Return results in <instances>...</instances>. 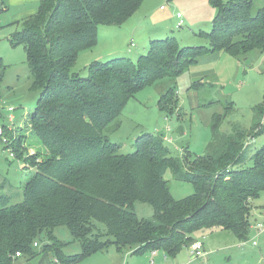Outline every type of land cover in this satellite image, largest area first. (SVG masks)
<instances>
[{"label":"trees","instance_id":"1","mask_svg":"<svg viewBox=\"0 0 264 264\" xmlns=\"http://www.w3.org/2000/svg\"><path fill=\"white\" fill-rule=\"evenodd\" d=\"M144 1L42 0L36 15L10 39L24 48L31 90L40 96L27 120L32 145L24 133L13 136L15 118L9 122L16 130L2 126L0 143L33 174L22 202L11 204L10 196L0 195V264H13L18 253L29 260L46 253L55 264H79L111 247L135 255L163 251L175 259L196 240L195 233L214 228L250 241L252 204L264 192V147L246 169V139L264 132V100L254 108L250 132L238 127L232 135L220 132L231 103L223 115H214L203 156L184 148L174 157L165 134L153 133L140 135L135 151L124 155L109 134L143 89L179 78L206 56L238 57L263 49L264 6L257 7L256 0H210L217 11L213 28L199 33L208 39L207 47H183L167 37L151 41L137 61L116 56L92 62L86 78L74 73L81 54L97 46L99 27L123 25ZM4 72L0 57V80ZM197 84L202 85L195 83L196 89ZM178 102L176 88H169L158 108L171 116L179 112ZM169 170L175 180L191 182L194 194L176 200L165 180ZM137 203L151 206L153 218H138ZM59 227L80 244V254H66L68 243L55 236ZM45 235L48 243L40 249Z\"/></svg>","mask_w":264,"mask_h":264},{"label":"rangeland","instance_id":"2","mask_svg":"<svg viewBox=\"0 0 264 264\" xmlns=\"http://www.w3.org/2000/svg\"><path fill=\"white\" fill-rule=\"evenodd\" d=\"M143 5L134 19L142 22L145 27L154 29L160 27L164 32H169L170 36L175 37L183 47L209 45L206 37L197 34L212 31L217 11L211 7L210 0H145ZM256 6H264V0H256ZM162 7L165 9L162 10ZM3 9L4 6L0 3V57L3 58L5 65L4 76L0 80V126H10L9 129L11 128L12 131L17 129L16 133L15 131L12 133L14 137L24 133L29 138L28 143L32 145L34 141L27 120L36 108L40 93L31 90L32 78L24 48L14 47L10 42L13 34L22 30V25H5L3 20H9V16H1ZM177 12L184 15L182 28L177 27L174 19ZM105 43H101L96 51H107L112 44L109 45L107 41ZM121 43L128 57L137 61L141 55L147 53L150 41L145 48L137 41V37H129ZM88 53L77 61L72 70L84 78L88 76V66L97 60L95 52ZM197 82L202 83V85L197 84L198 89L193 87ZM169 88H176L178 92L179 112L166 116L160 112L157 103ZM263 100L264 48L238 57L221 52L204 57L198 65L177 79H163L139 92L126 106L118 120L119 126L113 129L112 133L110 132L109 138L113 143L120 144V153L126 155L135 151L136 140L140 135L165 134L166 144L174 157H181L184 148H188L194 155L203 156L207 153V146L212 140L210 125L214 115H223L226 107L231 103L232 109L228 110L230 113L223 120L220 132L224 135H232L235 127L250 132L255 121L254 108ZM10 108L13 109V113H9ZM10 114L15 118L13 127L16 129L9 122ZM260 120L261 124H264V118ZM251 138L246 139L248 140L244 165L246 169L253 166L255 155L264 147V132L255 134V139ZM23 165L24 161L11 158L4 144L0 143V195L10 196L11 204L22 202L24 185L33 174L32 171L22 170ZM165 180L170 183L172 196L176 200L187 198L195 192L191 182L175 180L170 170L167 171ZM4 182L6 185L3 186ZM252 208L251 226L264 223V192L253 201ZM135 212L140 219H152L154 215L152 207L143 203L135 204ZM55 236L68 243L65 248L66 254L81 253L80 244L73 242L66 227L57 228ZM193 236L205 245L203 258L193 264H264V232L259 233L255 228L251 229L248 243L219 228L197 232ZM46 238V235L43 236L40 249L48 243ZM254 241L257 243L256 246H253ZM243 244L245 245L242 246ZM152 255L151 250L135 255L111 247L107 251L88 257L79 264H151L152 258L155 264H187L190 249L185 247L175 259H165L163 251H157L155 256ZM39 259L45 261L47 259L50 264H55L52 255L46 253L31 261L28 257H24L18 261V264H38Z\"/></svg>","mask_w":264,"mask_h":264},{"label":"crops","instance_id":"3","mask_svg":"<svg viewBox=\"0 0 264 264\" xmlns=\"http://www.w3.org/2000/svg\"><path fill=\"white\" fill-rule=\"evenodd\" d=\"M41 1L42 0H2L5 11L3 12V14L1 16H5V17L9 16V20H7V19L3 20L4 24L8 25V26L22 25L23 21H25V20L33 17L34 15H36V13L38 11L39 4ZM143 6L141 7L140 11L142 10ZM161 9L164 10L165 7H162ZM178 13L179 12H177L174 15V19L177 22V24L179 23L180 20L184 22V15H182V19H178L176 16ZM134 16H136V14ZM134 16L132 18H130L127 22H125L121 26H100L99 27L98 44L93 50H91L92 52H95V54H96L95 59H97V60L111 59V58L116 57V56L128 57L126 52H124V50H123V46H122L121 42L124 39L127 40L129 37H131V38L137 37V41L140 43L141 46H143V48H145V45L149 41L151 43V41H153V40L164 39L167 37H173V36L169 35V32H164L160 27H156L157 29H160V30L154 29L153 27H145V25H143L142 22L140 23L139 20L134 19L135 18ZM131 20H132V22L130 23ZM183 26H184V23H183L182 27ZM197 35H199V33ZM109 40L111 41L110 43H109ZM119 40H120V42H119ZM105 41H107V43L109 45L112 44L111 46H109L107 44L109 46L107 51H105V52L96 51L99 48L100 44L105 43ZM118 45H120V46H118ZM148 48H149V46H148ZM88 52H90V51L83 52L81 54V56L79 57V60L82 58L83 55L87 56L89 54ZM197 105H199V101H197ZM157 107H158V103H157ZM204 249H205V246H204ZM20 259H24V257L15 258V262L13 264H18V261ZM165 259H166V257H165ZM40 260L41 259H39L38 264H50V262H48L47 259H46V261L44 259L41 261Z\"/></svg>","mask_w":264,"mask_h":264},{"label":"built area","instance_id":"4","mask_svg":"<svg viewBox=\"0 0 264 264\" xmlns=\"http://www.w3.org/2000/svg\"><path fill=\"white\" fill-rule=\"evenodd\" d=\"M178 19H182V14L178 13L177 15ZM183 25V21H179V23L177 24L178 28H181ZM9 113H13V109L10 108L9 109ZM9 121L12 122L14 121V117L12 116V114L9 115ZM4 134V129L2 126H0V136H3ZM170 141V140H169ZM5 143H7V140H4ZM11 158H13V154L11 153ZM254 228L256 229L257 232L259 233H263L264 232V223H256L254 225ZM245 244H243L242 246H244ZM257 243L256 241H254L253 246H256ZM204 243L202 241L199 240H195L194 242H192L189 246L190 249V258L188 260L187 264H193L194 262H196L198 259L203 258V252H204ZM157 253V251H153L152 252V256H155V254ZM22 255L20 253H18L16 255V258H21ZM151 264H155V260L152 258L150 261Z\"/></svg>","mask_w":264,"mask_h":264}]
</instances>
